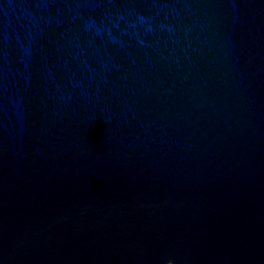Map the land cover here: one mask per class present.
<instances>
[{"label":"water","instance_id":"95a60500","mask_svg":"<svg viewBox=\"0 0 264 264\" xmlns=\"http://www.w3.org/2000/svg\"><path fill=\"white\" fill-rule=\"evenodd\" d=\"M0 264H264V0H0Z\"/></svg>","mask_w":264,"mask_h":264}]
</instances>
